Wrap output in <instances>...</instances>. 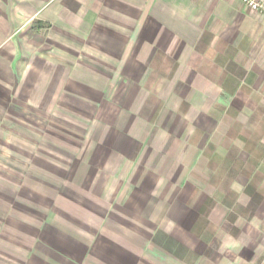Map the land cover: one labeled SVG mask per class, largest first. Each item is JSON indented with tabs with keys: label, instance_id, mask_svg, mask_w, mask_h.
Listing matches in <instances>:
<instances>
[{
	"label": "rangeland",
	"instance_id": "obj_1",
	"mask_svg": "<svg viewBox=\"0 0 264 264\" xmlns=\"http://www.w3.org/2000/svg\"><path fill=\"white\" fill-rule=\"evenodd\" d=\"M21 13L28 21L17 38L22 57L41 72L23 111L27 123L6 124L11 131L0 138V264L30 258L46 237L42 231L84 243L85 230L106 227L118 237L119 228L162 225L175 196L186 198L181 204L208 232L216 229L211 248L232 243V236L244 245V264H264L260 50L237 69L238 90L209 92V105L219 96L225 107L203 109L188 103L191 91H183L173 60L160 49L148 59L147 45L118 43L124 56L116 59L106 26L97 21L83 35L85 12L60 35L50 22ZM252 61L257 74L247 72ZM144 178L154 181L149 193ZM138 196L148 203L135 205ZM216 254L222 257V248Z\"/></svg>",
	"mask_w": 264,
	"mask_h": 264
},
{
	"label": "crops",
	"instance_id": "obj_2",
	"mask_svg": "<svg viewBox=\"0 0 264 264\" xmlns=\"http://www.w3.org/2000/svg\"><path fill=\"white\" fill-rule=\"evenodd\" d=\"M256 1L264 4V0ZM242 7L240 0H0V138H6L11 131L6 124L27 123L23 111L41 72L39 65L27 63L22 57L17 38L22 37V28L28 21L21 12L30 11V18L36 16L50 22L57 35L72 25L70 20L76 19L77 12H85L82 21L88 31L83 35H91L97 21L106 26L108 47L116 52L111 57L116 59L124 56V48L118 43L136 44L139 48L147 45L151 53L146 56L148 59L160 49L164 58L173 60L169 67L171 71L175 69V80L180 79L185 85L183 91H191L188 103L195 100L196 105L206 109L215 102L221 107L226 105L219 96L209 105V92L240 88L236 75L237 69L245 66L243 60L253 58L257 50V58L264 59V15L252 12L253 16ZM42 64L41 61V68ZM247 65V72L258 73L254 61ZM221 74H226V78H221ZM256 135L253 132V137ZM253 137L250 134L256 145L257 138ZM259 141L264 145V136ZM153 182L151 178L143 180L148 193ZM176 198L162 225L119 228L118 237L105 232V227L94 234L85 230L84 243L61 242L56 231H42L46 235L43 242L36 245L32 258H24L21 264H244L238 258L239 252L245 251L244 245L236 244L234 237L229 236L232 243H215V250L211 248L216 229L208 232L203 221L185 210L182 204L186 198L183 203ZM135 202L141 205L148 200L138 196ZM102 205L108 207L104 202ZM220 231L226 234L229 229L221 227ZM220 248L224 254L215 257Z\"/></svg>",
	"mask_w": 264,
	"mask_h": 264
},
{
	"label": "built area",
	"instance_id": "obj_3",
	"mask_svg": "<svg viewBox=\"0 0 264 264\" xmlns=\"http://www.w3.org/2000/svg\"><path fill=\"white\" fill-rule=\"evenodd\" d=\"M242 5L251 12L264 15V4L256 0H240Z\"/></svg>",
	"mask_w": 264,
	"mask_h": 264
}]
</instances>
